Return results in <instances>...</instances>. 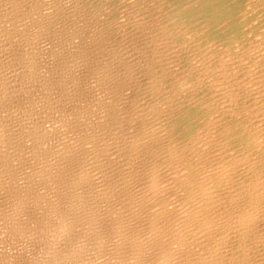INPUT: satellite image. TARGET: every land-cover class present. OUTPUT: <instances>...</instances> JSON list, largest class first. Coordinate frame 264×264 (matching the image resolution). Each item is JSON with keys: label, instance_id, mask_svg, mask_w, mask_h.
Segmentation results:
<instances>
[{"label": "bare ground", "instance_id": "bare-ground-1", "mask_svg": "<svg viewBox=\"0 0 264 264\" xmlns=\"http://www.w3.org/2000/svg\"><path fill=\"white\" fill-rule=\"evenodd\" d=\"M99 1L0 0V264H264V0Z\"/></svg>", "mask_w": 264, "mask_h": 264}, {"label": "rangeland", "instance_id": "rangeland-1", "mask_svg": "<svg viewBox=\"0 0 264 264\" xmlns=\"http://www.w3.org/2000/svg\"><path fill=\"white\" fill-rule=\"evenodd\" d=\"M96 1H99V0H96ZM101 1V0H100ZM99 1V2H100ZM112 2H118L119 3V0H111ZM121 13H117V15H120Z\"/></svg>", "mask_w": 264, "mask_h": 264}]
</instances>
